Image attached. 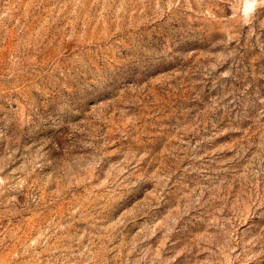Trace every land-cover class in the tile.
Segmentation results:
<instances>
[{
    "label": "rangeland",
    "instance_id": "1",
    "mask_svg": "<svg viewBox=\"0 0 264 264\" xmlns=\"http://www.w3.org/2000/svg\"><path fill=\"white\" fill-rule=\"evenodd\" d=\"M0 264H264V0H0Z\"/></svg>",
    "mask_w": 264,
    "mask_h": 264
}]
</instances>
